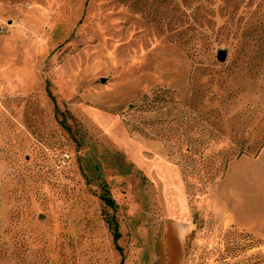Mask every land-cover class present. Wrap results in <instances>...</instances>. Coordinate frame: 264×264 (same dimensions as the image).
<instances>
[{"label": "rangeland", "instance_id": "1", "mask_svg": "<svg viewBox=\"0 0 264 264\" xmlns=\"http://www.w3.org/2000/svg\"><path fill=\"white\" fill-rule=\"evenodd\" d=\"M0 174V264H264V0H0Z\"/></svg>", "mask_w": 264, "mask_h": 264}, {"label": "trees", "instance_id": "2", "mask_svg": "<svg viewBox=\"0 0 264 264\" xmlns=\"http://www.w3.org/2000/svg\"><path fill=\"white\" fill-rule=\"evenodd\" d=\"M100 199L106 205V207L113 209V210L116 208V205H115L113 199L110 197V195L106 189L103 191L102 195L100 196ZM106 222L108 224V227L112 231L113 242L116 243L120 238L118 223L113 217L107 219ZM116 250L119 253H121V249L117 245H116Z\"/></svg>", "mask_w": 264, "mask_h": 264}, {"label": "crops", "instance_id": "3", "mask_svg": "<svg viewBox=\"0 0 264 264\" xmlns=\"http://www.w3.org/2000/svg\"><path fill=\"white\" fill-rule=\"evenodd\" d=\"M183 218L187 217V213L182 211ZM1 223H2V201H1V174H0V231H1ZM181 226L184 229V233L187 231V226L181 223Z\"/></svg>", "mask_w": 264, "mask_h": 264}, {"label": "water", "instance_id": "4", "mask_svg": "<svg viewBox=\"0 0 264 264\" xmlns=\"http://www.w3.org/2000/svg\"><path fill=\"white\" fill-rule=\"evenodd\" d=\"M218 59H219L220 61H223V54H220L219 57H218Z\"/></svg>", "mask_w": 264, "mask_h": 264}]
</instances>
